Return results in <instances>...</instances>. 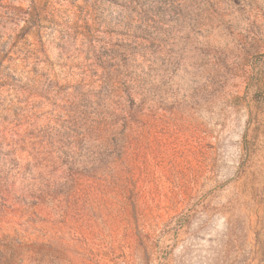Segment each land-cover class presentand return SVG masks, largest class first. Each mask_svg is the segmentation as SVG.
<instances>
[{
	"label": "rangeland",
	"instance_id": "1",
	"mask_svg": "<svg viewBox=\"0 0 264 264\" xmlns=\"http://www.w3.org/2000/svg\"><path fill=\"white\" fill-rule=\"evenodd\" d=\"M0 264H264V0H0Z\"/></svg>",
	"mask_w": 264,
	"mask_h": 264
},
{
	"label": "trees",
	"instance_id": "2",
	"mask_svg": "<svg viewBox=\"0 0 264 264\" xmlns=\"http://www.w3.org/2000/svg\"><path fill=\"white\" fill-rule=\"evenodd\" d=\"M140 45L141 44H139V42H135V44L132 45L133 47H131V46L130 47H131V49H136ZM128 56L131 57V59L136 57L133 54H128ZM128 56H126V58L124 59L125 68L127 67V69L129 71L131 70V68H135L136 70L139 69L141 66L140 65L137 66L135 63H132L131 59L128 58ZM128 70H127V72H128ZM142 71H144L145 74H150L145 69H142ZM135 73L136 72L133 71V73H131V75L123 74L124 79L121 82L120 91L122 92V94H124L126 96V99L129 101H136L137 96H139V94L141 93V89L144 88V86H142L140 83V77L136 76ZM123 111L124 110L121 109L120 113H122ZM70 133L71 132L66 134L67 138H70V135H71ZM79 139H81V138H79ZM77 143L81 144L80 141H78ZM67 156H69V154H67Z\"/></svg>",
	"mask_w": 264,
	"mask_h": 264
}]
</instances>
